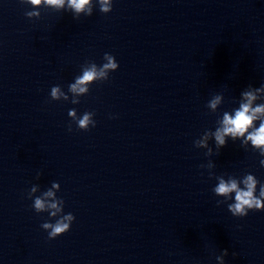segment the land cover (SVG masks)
I'll list each match as a JSON object with an SVG mask.
<instances>
[{
    "label": "clouds",
    "instance_id": "clouds-1",
    "mask_svg": "<svg viewBox=\"0 0 264 264\" xmlns=\"http://www.w3.org/2000/svg\"><path fill=\"white\" fill-rule=\"evenodd\" d=\"M33 5H39L41 0H30ZM46 3L62 7L65 3V0H46ZM69 6L73 8L77 13L85 10L86 6L90 5V0H68ZM101 11L109 12L111 10L110 0H100ZM88 14H91V8L88 7ZM29 15H32L29 13ZM105 59L108 63L102 66V69L98 72L96 65L93 64L90 68L84 70L83 75L76 78L75 82L69 85V90L73 93L82 94L88 92L87 85L96 80L99 77H105L108 70H117L119 65L117 61L110 54H105ZM256 92L264 91V87L255 89ZM242 95L246 98L247 103H242L240 109L235 112L234 117L229 116L227 113L224 115L222 129H218L215 133V139L218 145L223 146L225 144V136L231 135L232 137L243 136L245 132L253 125V121L257 119V113H264V106H258L256 108L251 107V102L256 99L253 91H245ZM64 94L60 91L59 86H54L51 88V97L52 99H59ZM64 99H67V96H64ZM219 97H216L211 102V107L215 108L216 103L219 102ZM78 101H73L77 103ZM69 115L76 120L78 129L87 131L89 130V125L95 127L96 121L91 120L90 117L95 115L94 112H85L82 118H77L75 110H70ZM69 131H72L71 126L68 127ZM252 141L253 145L260 147L264 146V122H261L258 129L253 133H250L247 137ZM264 163V162H262ZM40 173L37 174L39 176ZM257 180L254 179L252 175H248L244 180L246 185V190L238 188L237 182L231 180L230 182H225L223 179L220 180V183L215 187L214 192L219 195L227 196L229 193L235 192V203L229 204L228 208L233 216L245 217L248 215L249 210L261 211L264 210V185L261 186L259 196L254 195ZM56 184H53V187H56ZM35 188H32V192H35ZM47 196H52L53 193L48 191L45 193ZM61 205L63 201L59 202ZM34 209L39 212L45 209V203L40 198H35L34 204L32 205ZM48 208L55 209L50 213L51 216H56L57 213L63 211L62 207H58L57 203H51L48 205ZM75 220V217L72 213H67L63 215L59 220L54 224L52 223H43L41 225L44 229H50L48 232V239H55L70 230V227ZM225 255H227V250H224Z\"/></svg>",
    "mask_w": 264,
    "mask_h": 264
}]
</instances>
